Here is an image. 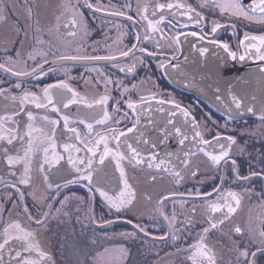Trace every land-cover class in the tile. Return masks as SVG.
Returning a JSON list of instances; mask_svg holds the SVG:
<instances>
[{"label":"flooded vegetation","instance_id":"obj_1","mask_svg":"<svg viewBox=\"0 0 264 264\" xmlns=\"http://www.w3.org/2000/svg\"><path fill=\"white\" fill-rule=\"evenodd\" d=\"M88 3L103 10L97 11L96 7L89 8ZM158 3L191 4L205 18L197 24L196 20L199 18L195 13H190L192 17L190 19L189 16L180 15L183 9L169 10L166 7L157 9L155 6ZM240 3L253 17L252 20L231 16L228 13L221 14L218 8L211 6V0L206 8L200 7V0H0V14L5 17L0 19V63L13 68L14 71L29 73L38 64L42 65L41 68L36 69L35 73L23 77L0 69V89H3L0 91V96L2 92L20 95L25 90L40 93L45 85L63 80L70 88L82 94V97L75 98L74 109L68 106L75 114L72 117L67 116L69 121H72L84 115L89 117L90 112L96 119H101L104 107L97 105L88 107V105L100 96L108 95L110 97L107 105L108 112L113 114L114 105H118L120 112L114 113L111 121L93 127L90 137L93 141L98 138L97 133L103 134L114 127L126 130L132 126L137 115L124 103L129 98L139 102L140 97H145L143 105L157 103V99L174 98L181 105L189 107L197 120L201 122L204 139L211 142L217 132L222 136L236 137L237 143L233 145L231 158L237 161L240 176H248L251 172H261L264 169V120L254 117L226 119L217 115L197 96L170 85L162 69L158 67L160 63L170 62L173 57L181 54L182 40L186 39L185 37L201 41L202 45L208 48L207 51L213 53L224 51L213 41L227 43L231 51L241 53L240 41L245 33L264 35V23L258 22L264 18L258 10L252 11L253 5L258 4L259 0H240ZM129 4L131 7H126ZM71 6L75 7L76 13L68 10ZM145 7L146 13L142 12ZM29 8L32 10L31 16L28 15ZM116 11H124L127 16L112 15ZM79 13L83 14L82 19L87 23L88 35H85L82 26L75 29L63 26L74 14L80 19ZM143 15H147L148 19L153 21L159 20L161 15L165 17L158 26L159 31L152 33V39L148 41L143 39L145 35L150 34L148 21L142 19ZM128 16L132 19H128ZM213 21L222 25L216 33L211 31ZM58 23L60 28L57 31ZM70 31H75L76 35L68 36L67 33ZM192 32L204 36V39L190 35ZM137 35L141 37L139 41L136 40ZM177 35H179V43L172 39ZM37 38L43 39L44 43L37 44ZM133 43L137 44L134 52L128 57H120L119 52L126 51ZM141 49H147V51H141ZM17 51L20 52L19 57L16 55ZM30 52L37 56L35 60L29 58ZM60 55H113L117 59L115 61H57L56 57ZM9 56L15 63L8 61ZM132 65H135L133 72L120 71V68ZM106 80H110L111 83H106ZM17 83L21 84L20 88L16 87ZM133 84L137 85L134 89ZM125 87L129 91L122 96L121 92ZM152 93L156 94L155 99L151 98ZM2 102L0 98V104ZM14 102L13 100L4 102L11 104L6 109L0 105V117H5L0 123L11 128L16 125L15 113H11L19 106ZM79 105H84L85 111L78 108ZM34 108L39 109L36 106ZM125 112L128 113L129 119L117 125L115 121ZM9 116L12 119H6ZM36 116L38 123L42 124V117ZM73 123L68 125V129H77L84 138L87 133L85 128L79 123ZM205 125L208 131L204 130ZM219 143L226 145L227 141L221 140ZM111 145L113 146L114 142H111ZM5 146L6 151L13 149L6 143ZM15 146L17 152L23 150L20 146ZM209 147L212 148L209 152H219V144L212 143ZM39 148L40 145L32 147L31 154L27 158L36 157V152L42 155L44 149L39 154ZM241 148L243 152L240 151ZM205 151L208 152V149ZM12 152L7 151L6 154H1V150L0 157L8 160V157H12ZM25 152L26 149L17 153V157H24ZM190 158L188 167L178 169L184 177L179 184L175 183L173 177L167 172L157 169L148 172V176L140 184V187L147 186L149 190V194L146 193L142 197V205H135L130 210L120 213L112 209L107 211L93 189L89 195L88 191L81 186L84 182L73 183L76 187L60 193L50 213L51 216L56 209H60L59 221L51 224L52 226L47 225L50 231L51 227L60 229L57 233L50 232L56 263L97 264L91 258L105 247L112 246L113 249L124 251L117 264H191V261L187 259L192 254L187 250L188 247L200 239L204 228H210L209 221L221 219L223 216V212L214 213L207 205L211 203L223 205L226 198L228 203L235 207V202L227 196L229 191H233L241 197L239 207L223 225L217 229H210L204 242L213 249L217 264H238V253L235 251L234 242H239V247L244 248L246 242L251 239L249 230L259 229L264 219V195H258V193H264V176H252L247 181L237 179L232 172L230 161L227 164L222 162L217 169L200 150ZM190 168L198 169L195 177L189 174ZM134 173L144 175V172L139 169ZM221 175L225 177L223 180L220 178ZM153 176L156 177L155 180L151 179ZM41 180V177L37 178L29 186L16 183V187H12L14 183L8 181L0 185V227L5 224L4 221L11 212L13 216L20 215L26 220L22 210L25 205L34 218L38 219L40 215H43L45 207L55 192L39 187ZM146 180H149V183ZM217 185H220L219 190L210 197L195 195L197 189L201 193L211 192ZM64 186L66 185L59 186L58 190L60 191ZM17 188L24 193L23 198L17 192ZM38 190H40L39 199L43 201L42 205L33 199V195L36 196ZM189 193L192 194L189 195ZM161 196H166L167 200H161ZM65 197L70 199L62 206L60 202ZM90 200L93 202L92 217L95 222L101 224L103 221H113L110 227L101 229L91 225L88 207ZM193 207L196 208L195 212L192 211ZM161 210L170 219L175 212L174 229L178 230L179 237L177 241L171 239L173 228L168 227L169 221L164 220L160 214ZM50 216L47 219L48 222ZM128 220H132L133 224H128ZM134 224L145 227L148 235L140 233L133 227ZM236 225L244 229L243 235L232 231ZM129 232H136L137 235L135 237L120 235V233ZM165 233L169 235L163 240L159 239ZM256 238L258 242V235ZM177 249L182 251L177 252ZM249 249L250 252L255 251L254 246L249 245ZM256 260L257 264H264V255L258 254ZM240 264H244L243 258Z\"/></svg>","mask_w":264,"mask_h":264},{"label":"snow or ice","instance_id":"obj_2","mask_svg":"<svg viewBox=\"0 0 264 264\" xmlns=\"http://www.w3.org/2000/svg\"><path fill=\"white\" fill-rule=\"evenodd\" d=\"M210 0H200V7L201 8H206L209 6ZM211 6L214 8H218L221 14L228 13L231 16H236V17H243L244 19L247 20H252L253 17L248 14V11L244 8V6L240 3V0H211ZM87 7L93 8L96 7L97 11H102L100 7L94 6L91 3L87 4ZM126 7H131V5H127ZM157 9H164L165 7L169 10L176 8V9H183L182 12H180V15L182 16H189L191 19L192 17L190 16V13H195L196 17L199 19L196 20V23L199 24L200 20H203L205 17L202 15V13L197 12V10L192 7L191 4H182V3H168L167 5L165 4H156L155 6ZM70 11H73L74 13L77 12L74 6L69 7ZM259 11L261 14V17L264 18V0H259L258 4H254L252 11ZM142 12L146 13L147 8L145 7L142 9ZM175 14V13H174ZM28 15H32V10L31 8L28 9ZM80 19L77 18V15L74 14L72 18H70L67 23H65L63 26L65 28H78V27H83L85 30V35H88L89 33L87 32V23L83 21L82 13L78 14ZM112 15L115 16H127V13L124 11H116L113 12ZM128 19H132L131 16L127 17ZM0 19H5V17L0 14ZM59 20V17H57ZM142 19L148 21V32L150 33L149 35H145L143 39L145 41H148L152 39V33H155L159 31V25L165 20V17L163 15L160 16V19L157 21H153L148 19L147 15H143ZM261 23H264V19H261ZM222 25L219 22L213 21V26H212V33H216L219 28H221ZM57 31L60 28V24L58 23L56 25ZM39 31V29H37ZM68 36H75L76 32L75 31H70L67 33ZM123 35V34H122ZM192 36H199L201 40L204 39V36H200L196 32L190 33ZM141 37L139 35L136 36V40L139 41ZM176 43H179V35L176 37L172 38ZM248 42L247 44L245 42ZM256 42V43H253ZM37 44H43L44 40L41 38H37L36 40ZM213 43L217 44L218 47L223 48L224 51L227 53V55L232 59L236 60L238 57L237 52L231 51L229 48V45L227 43H222L220 41H213ZM240 45L245 48V55H239V60L243 61L250 52V50L255 49L256 52V58L259 60H264V35H249L248 33H245L244 38L240 41ZM157 46L159 47V43H157ZM137 48V44L133 43L130 48H128L126 51H120L119 56L120 57H128L131 53L134 52V50ZM79 51V49H77ZM141 51H147V49H141ZM207 51L206 48H201L200 53L203 55ZM17 57L20 56V52L17 51L16 53ZM149 55H153V53H149ZM29 58L32 60H35L37 58L36 55H33L31 52L29 53ZM175 58V57H173ZM9 62L15 63V61L12 60V57L7 58ZM117 59L116 56L113 55H108V56H93V55H60L56 57L57 61H66V60H72V61H99V60H108V61H115ZM47 63V61H44ZM143 63V61H140ZM42 65H37L36 68L31 69V73H35L37 68H41ZM160 69H163L167 71V68H176L177 65L171 64L168 61H164L158 65ZM135 65L128 66L126 68H120L121 72L127 71L128 73H131L134 71ZM0 69H4L7 72H12L13 75L23 77V76H28L31 73L26 72V71H14L13 68L7 67L5 64L0 63ZM98 71V70H95ZM264 71V69H262ZM43 74V73H41ZM103 75V73H100ZM106 83H111L110 80H106ZM17 88L21 87V84L17 83L16 84ZM137 85L133 84L132 88H136ZM67 89V91L72 92L73 97L77 96V93H75L65 81L60 80L57 81L54 84H48L43 87L41 90L43 92L44 99L47 101V105L39 103V97L34 93L25 90L23 94L19 97L20 103H21V111H24V104L25 103H35L37 108H42L46 106H51L53 111H59V108L56 107V103L53 97V90H64ZM0 91H3V89H0ZM129 89L125 87L123 91L121 92V95L123 96L124 93L128 92ZM219 91V89H217ZM231 95V92H229ZM170 95V94H169ZM151 98L155 99L156 94L152 93ZM13 99H17L16 97H13ZM110 97L108 95H102L98 99L94 100L92 104H89L88 107H92L93 105L97 106H103L104 111H103V117L97 121H95L96 124L102 125L105 124L106 122H109L113 118L114 113L120 112V109L118 105L113 106V114H110L107 110V105ZM145 97H140L139 102L132 100L129 98L128 100L124 101V103L127 105V108L130 109L134 114L137 115V119L135 122L132 123V126L127 128L126 130H121L118 127H114L111 129H108L105 133L100 134L97 133V137L94 141L90 139L91 134L93 132V124L92 123H85L84 121H80V123H84L85 127L87 129V133L85 134V137L82 138L80 132L75 129V128H69L68 131L71 133L75 134L76 140L80 142V144L83 146V149L86 150V152L89 154L87 157V163L85 164L84 159H76L74 160L71 155L68 157V164L71 165L77 175L73 176V178L69 181H67L68 184L71 183H83L86 182L85 187H89L90 185L93 184L94 182V169H93V161L94 159L99 156V165H104L105 164V159L107 157H112V159L116 160V169L120 173V181L123 184V188L120 190L119 194L116 196L109 195L107 191H105L103 188L97 187L96 191L99 192L100 196L104 199V201L107 203L108 207L110 209L115 210V212L120 213L125 210H130L131 206L134 203L135 200V190L132 188V186L128 183L126 179V173L124 168L121 165V161L127 160L129 164H131L133 167H138L142 166L145 163H147L148 168H155L157 170L167 172L169 173L172 177L175 183L179 184L184 177L181 175V172L176 169L175 165H173L171 168L168 167V165L171 163V159L174 155L171 152H166L164 154V157L161 158L158 153L155 151H152L157 148V143L153 142L149 139L144 138V133H140V139L142 140L144 145L148 146L147 151V160L145 159V156L141 154V150L138 147H133L131 143H128L126 137L129 133H133L134 131L137 130L138 125H139V113H138V108L143 107ZM217 101H221V97L219 95L216 96ZM232 102L235 105L236 109L239 110L242 107L241 100L238 99L236 96H232ZM76 103L75 99L68 100L66 104H64V107L67 108L69 104ZM157 104L161 107L158 108L160 112H164V108L162 107L163 105H172L176 111H171L168 113L170 117H175L178 113L184 117V126L185 128L190 125L191 130H192V139L194 141H197L200 145H208L209 143H216L219 144V152L218 153H211L205 151L203 147H201L199 150L204 152V155L208 157V159L211 161V164L213 167L219 169L220 165L223 163L227 164L229 161L232 166V172L234 176L237 179L247 181L250 179L252 176H264V169L261 170V172H251L248 176H240L239 171L237 168V161L235 159L231 158V152L233 145L237 143L236 137L234 136H222L221 133L217 132L215 137H213V140L210 142L209 140L204 139V133L201 131V122H199L196 118V116L193 114L192 110L189 107L183 106L180 103H178L174 98H170L168 100L164 99H157ZM226 108V113H227V118L232 119V109ZM248 112H253V108L249 107L247 109ZM29 120H33L34 116L31 112L27 113ZM5 119V117H0V122H2ZM6 119H12L11 116L7 117ZM44 120H48L49 118L47 116L43 117ZM129 119L128 113L125 112L122 114L120 119L116 120L115 123L119 125L123 120ZM261 120H264V111H262V114L260 116ZM64 120V126L65 128H68V122L69 118L67 116L63 117ZM53 125L57 124L58 121H51ZM149 124H152L153 121L149 120ZM168 126H172L174 129V132L177 137H181L179 139V143L183 145L187 140H188V135L186 131H183L181 127H176L175 122L173 119H169L166 122V125L164 127L158 128L159 134L164 137V139H167V137L171 134L168 131ZM3 127V124L0 123V128ZM29 131H28V136H29V147L25 152L24 157H17V158H12L8 157V163L10 165L15 164V163H20L24 162V173L23 177L20 180L21 184L24 185H29L30 183V159H26L29 154L32 151V133L34 131H40L39 129H34L31 124L28 125ZM204 130L208 131L207 126H204ZM14 131V130H12ZM55 132V129H53ZM6 137L2 134H0V140L5 139ZM17 137L15 135H12L8 139V143L11 144L13 140H15ZM21 140H23V137H20ZM50 141V147L52 149V152L55 153V143L52 141V138H48ZM164 139H160L159 143L163 144ZM221 140H226L227 144H222L219 143ZM115 142V149L110 147L111 142ZM127 144V148L129 150V154H125L119 151V148L121 144ZM102 146V151H100V147ZM64 149L67 152H80L81 148L76 147L75 145H64ZM241 152H243V148L240 149ZM45 152V163L48 164L49 167H51L54 163H59L60 160L63 159L62 156L54 155V159L49 161L47 158V154L49 152V148L44 149ZM195 153L191 151H185L183 152V156L176 155V159L180 160V163L184 167H188L190 165V159L189 157L194 156ZM78 165H83V167H79ZM44 169V164H41V171L43 172ZM198 169L197 168H190L189 169V174L192 177H195L197 175ZM221 180H223L225 177L221 175ZM152 180H155L156 177L153 176L151 177ZM48 177L45 176V182L47 183ZM52 185L48 184V187L50 188ZM12 187H16L15 184L12 185ZM220 188V185H217L215 188L212 189L211 192H204L201 193L199 189L195 191V195L197 197L204 196V197H210L213 193L217 192ZM92 189L89 187V192H91ZM251 191V190H248ZM17 192L20 193L21 198H23L24 193L20 192V190L17 188ZM192 193H189L191 195ZM30 195H32L30 193ZM183 195V194H181ZM258 195H264V193H258ZM228 197H231V200L235 202V207L232 206V204L228 203L227 199L225 198V203L223 205L218 204V203H211L208 204L207 207L211 209L212 212H223V216L221 219L215 220V221H209L210 228L206 227L203 229V232L200 236V239L196 241L194 244L190 245L188 247V251H190L192 254L187 257L188 260L191 261V264H217L216 256L213 252V249L208 246L204 242L206 235L209 233L210 229H217L223 223L230 219V217L236 212L237 208L239 207L241 203V197L239 196L238 193L229 191L227 193ZM77 199H83L82 197H76ZM33 199L37 200V203H43V201L38 200L35 195H33ZM52 199H55V197H52ZM69 197H65L64 200H62L60 203L63 206L67 200H69ZM163 201L167 200L166 196H161L160 198ZM159 203V202H158ZM48 207L51 208L52 205L49 203ZM224 209H226V212H224ZM39 211V210H38ZM60 209H57V212H59ZM193 212L196 211V208L193 207L192 209ZM23 212L27 215V219L29 221L35 222V224L39 227H42L46 224L47 218L49 216L48 212H44L43 215H40V217L34 218L32 213L30 212L29 208L25 205L23 207ZM160 214L163 216L165 221H169L168 227L173 228V232L171 234V239L173 241H177L179 239L177 235V231L174 229V224H175V219H176V214L173 212L171 219L169 216L165 215L163 211H160ZM67 215V213H65ZM95 222V220H93ZM103 223H113V221H103ZM128 224H133L132 220L127 221ZM190 223V221H189ZM134 228L138 229L140 233H143L144 235H148L146 228L142 227L140 224H134ZM232 231L236 234L243 235L244 229L240 225H236L233 227ZM3 235L4 239L2 242H0V251H3L5 249L8 250L10 259H9V264H41V261L48 260L51 261L50 255L42 251L39 243L34 242L35 240V233L34 231L27 230L25 229L18 221H13L11 224H8L4 230H3ZM120 235L125 236V237H135L137 235L136 232H129V233H120ZM169 233H165L164 236L159 237V239L163 240L165 239L166 236H168ZM249 235L251 239L246 242V245L244 248L239 247V242H234V248L235 251L238 253L237 256V262L240 264L241 258H243L244 264H257V255L261 254L264 255V219L261 221V227L255 231L252 229L249 230ZM257 235L259 237V240L257 242ZM231 239V237H229ZM21 242L20 244V250L15 251V256L11 255V252L13 251L12 248L9 247L10 242ZM95 241H93L94 243ZM249 245L255 247V251H251L249 249ZM182 251V249H177V252ZM35 252L38 254V259H29L27 257H22V253H32ZM0 264H4L3 256L0 255ZM54 264V262H53Z\"/></svg>","mask_w":264,"mask_h":264},{"label":"water","instance_id":"obj_3","mask_svg":"<svg viewBox=\"0 0 264 264\" xmlns=\"http://www.w3.org/2000/svg\"><path fill=\"white\" fill-rule=\"evenodd\" d=\"M186 39L182 40L181 46V54L172 58L169 62L171 64L177 65L176 68H167V71L163 70V74L165 75L168 83L170 85H174L178 89L183 92L191 93L198 98H200L206 105H209L212 110L217 114L226 119L227 113L226 108L232 109V119H240L245 117H254L260 119L262 111H264V60H259L256 58L255 49L250 50L248 55H246L243 61L239 60V55H245V48L241 46L242 52H238V57L236 60H232L225 51L219 53H213L210 51H206L203 55L200 53L201 48L207 47L202 45V42L197 39H191L190 37H185ZM244 38V37H243ZM248 43L247 41L245 42ZM256 43V42H253ZM72 89V88H71ZM219 89V91H217ZM75 93H77L76 97H73L72 92L64 90H53V97L56 103V107L59 108V111H53L51 106L42 107L39 109H35V103H25L24 111H21V103L19 100L20 95H13L6 92H2L0 98L3 101L1 106H4L5 109L8 105L4 102L6 101H15L18 103V107L11 113H15V127L11 128L3 124V127L0 128V134L4 135L6 138L0 140V152L1 154H6L7 151L12 152V158H17V153H21L24 149H28L29 147V136H28V125L31 124L34 129H39L40 131H34L32 133V147H36L40 145L39 154L42 149L49 148V152L47 154V158L49 161L54 159V155L62 156L63 159L59 161V163H54L51 167L45 163V152L42 155H38V152L35 153L36 157L26 158L30 159V168L31 171L29 173L31 179L29 185H32L34 180L41 177V184L39 187L46 188L48 191L55 192L53 197L55 199H51L49 203L54 206L56 201L58 200V196L63 191H66L70 188L76 187L73 183L68 184L67 181L71 180L73 176L77 175L75 169L68 164V157L71 155L74 160L76 159H84L85 164L87 163L88 153L83 149V146L80 144L78 140L75 138V134L68 131V128L64 126V116L72 117L75 115L71 109H74V103L72 106L65 108L64 104L71 99H77V97H82L75 89H72ZM41 91V90H40ZM24 92V91H23ZM231 92V95L229 94ZM35 93V92H34ZM39 98V102L47 105V101L44 99L43 92L35 93ZM219 95L221 97V101L216 100V96ZM236 96L241 100L242 107L237 110L235 105L232 102V96ZM16 97L17 99H13ZM14 102V103H15ZM84 105H79L78 108L84 110ZM159 106L156 102L152 104H144L142 108H139V125L136 131L133 133H129L126 137L128 143H131L133 147H138L141 150V154L145 156L147 160V149L148 146L144 145L142 140L140 139V133H144V138L149 139L153 142L157 143V148L152 150L159 154L161 158L164 157L166 152H171L173 154L183 156V152L191 151L195 154L198 153L199 149L202 146H205V149H208V152L212 149L208 145H200L197 141L192 139V130L191 126L188 125L186 128L184 126V117L179 113L175 117H170L168 115L171 111H176L172 105H163L164 112H160L158 108ZM251 107L253 108V112H248L247 109ZM85 111V110H84ZM31 112L34 116L33 120H29L27 113ZM90 112L89 117L86 115L79 117L76 120H72L68 122V125L72 122L81 124L85 131L87 129L84 123H80V121H84L85 123H92L93 127L99 124H96V119ZM39 115L42 118V124L38 123L37 116ZM82 115V114H81ZM47 116L49 119L44 120L43 117ZM169 119H173L176 127H181L183 131L187 132L188 140L181 145L179 143V139L181 137H177L172 126H168V131L171 133L167 139H164L159 134L158 128L164 127L166 122ZM58 121L57 124L53 125L51 121ZM153 121L152 124H149L148 121ZM73 123V124H74ZM55 129V132L53 131ZM14 130V131H12ZM12 135H15L17 138L12 141L11 144L8 143V139ZM23 137V140L20 137ZM49 137L52 138V141L55 143V153L52 152L50 147ZM164 139V143L160 144L159 140ZM114 142V141H113ZM5 143L8 146H12L9 150L6 151ZM75 145L76 147L81 148L80 152H67L64 149V145ZM20 146L23 150L15 149L16 146ZM115 149L114 145L110 146ZM100 151H102V146L100 147ZM119 151L125 154H129V150L127 148V144L122 143ZM31 154V153H30ZM176 155H174L171 159V163L168 165L171 168L175 165L176 169H182L184 166L180 163L179 159H176ZM191 160V158L189 157ZM99 156H97L93 161V169H94V182L91 187L96 193V195L100 198L101 204L105 207L107 211H110L107 203L100 196L99 192L96 191L97 187L103 188L105 191L109 193V195L116 196L119 194L120 190L123 188V184L120 181V173L116 169V160L112 159V157H107L105 159L104 165H99ZM41 164H44V171H41ZM121 165L125 170L126 179L128 183L135 190V200L131 208L135 205H142V197L147 193L149 194V190L146 187H140V184L145 180L148 174L152 171H156L155 168H148L147 163L142 166L133 167L128 163L127 160L121 161ZM79 167H83V165H78ZM142 170L144 172L143 176L135 175L134 171ZM160 171V170H158ZM149 172V173H148ZM162 172V171H161ZM24 173V162L15 163L10 165L8 160L0 157V185L5 183L6 181L11 183H19L20 185H24L20 183L21 178ZM45 176L48 177L47 183L45 182ZM149 183V180H146ZM48 184L52 186L49 188ZM86 182L81 184L83 188H85L89 192V187H85ZM28 185V186H29ZM64 186L60 191L59 186ZM27 186V185H25ZM40 188V189H41ZM40 192V190H38ZM37 191V192H38ZM36 192V194H37ZM37 197V196H35ZM91 199V197H90ZM48 203V204H49ZM93 202L89 201V218L92 226L97 228L104 229L106 227H110L113 223H96L93 222L94 218L92 217L93 210ZM52 207L49 208L48 205L45 207L44 212H48L49 216L52 211ZM23 210V208H22ZM113 210V209H112ZM13 212L7 215L5 219V224L0 227V242L3 241L4 235L3 230L13 221H18L25 229L34 231L35 240L34 242H38L42 251L47 252L51 261L44 260L41 261V264H57L56 259L54 257V252H52V233L42 227H39L35 224L34 220L29 221L27 219V215L25 214L24 219L23 216H13ZM57 214V212H54ZM48 216V217H49ZM48 219V218H47ZM48 223V221H46ZM21 242H10L9 247L13 249L11 252L12 256H15V251L20 250ZM0 255L3 256L4 264H9L10 255L7 249L0 251ZM22 257H27L29 259H38V254L35 252L32 253H22Z\"/></svg>","mask_w":264,"mask_h":264},{"label":"rangeland","instance_id":"obj_4","mask_svg":"<svg viewBox=\"0 0 264 264\" xmlns=\"http://www.w3.org/2000/svg\"><path fill=\"white\" fill-rule=\"evenodd\" d=\"M37 199L40 200V192L38 191L37 194ZM40 205H42L41 203H38ZM57 212V209H56ZM59 212L57 214H51L49 222H48V226L51 224H55L57 223L59 220ZM47 226V222L46 224L43 226V229L48 230L49 232H51L49 230L50 227ZM52 226V225H51ZM122 254H124V251H120L118 249H113V247H105V249H103L100 252H97V254H95L91 260L92 261H96L97 264H117V262H119V258L122 256Z\"/></svg>","mask_w":264,"mask_h":264},{"label":"bare ground","instance_id":"obj_5","mask_svg":"<svg viewBox=\"0 0 264 264\" xmlns=\"http://www.w3.org/2000/svg\"><path fill=\"white\" fill-rule=\"evenodd\" d=\"M51 231H53L54 233H57V232H60V229L58 227H51Z\"/></svg>","mask_w":264,"mask_h":264}]
</instances>
